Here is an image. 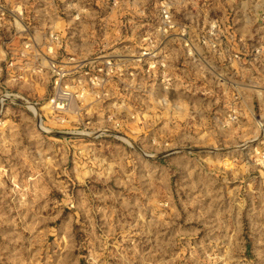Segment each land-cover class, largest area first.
<instances>
[{"label": "rangeland", "instance_id": "1", "mask_svg": "<svg viewBox=\"0 0 264 264\" xmlns=\"http://www.w3.org/2000/svg\"><path fill=\"white\" fill-rule=\"evenodd\" d=\"M1 1L0 262L39 237L48 264L72 240L86 264H264V0ZM50 32L76 61L155 68L58 111L24 45Z\"/></svg>", "mask_w": 264, "mask_h": 264}, {"label": "built area", "instance_id": "2", "mask_svg": "<svg viewBox=\"0 0 264 264\" xmlns=\"http://www.w3.org/2000/svg\"><path fill=\"white\" fill-rule=\"evenodd\" d=\"M12 1L13 0H3V3L6 5V7L8 5L10 7ZM0 3H2V1ZM4 8L5 7L0 4V20L6 16L4 13ZM78 21V16H74L72 22ZM161 23L164 31L172 27L170 16L166 10H163L162 12ZM69 31L73 32L74 30L70 27L68 32ZM48 34V40L46 39L44 43L45 52H47V55L44 54V52H37V50H39L36 48L38 45L37 41H34L33 43L30 38H27V40L24 42V45L26 51H34L33 57L36 59L37 65H35V68L33 69L37 72L47 70L51 73L50 87L52 88V95L49 99V103H51L54 109L61 112L72 108L73 104L78 101V92L84 89L85 85V89H102L106 84L112 81L114 75L118 76L119 80L121 78L132 80L135 76H137V73L135 74L133 72L132 67H125V65H128L130 62L133 65L137 64L139 66H141L142 63H145L147 70L155 68V64L152 62V60L155 58V54H153L148 49L143 48L136 50L135 53L130 56L131 59H122L118 60V62L116 61L118 58L115 59L112 56L102 59L91 58L86 61H76L73 57L67 56V54H57L56 49L54 50V46L56 42H59L60 35L54 32H50ZM11 65L12 64L10 63V66ZM135 71H137V68ZM82 92H84V90ZM101 92L103 91H99V93ZM79 98H81V96ZM113 105V111H117L119 107H121L118 104L115 105L113 103ZM111 115H113V113ZM108 117L111 120L112 117L110 115ZM91 124H93L91 120L87 121L85 124L82 121H78L76 122L77 126L75 127V131L81 134L90 133L87 130L89 129L87 125ZM115 127H118L116 123L113 128L115 129ZM98 131L106 132L108 131V127H104ZM119 136L122 137V134H116L114 135V138L118 139Z\"/></svg>", "mask_w": 264, "mask_h": 264}, {"label": "crops", "instance_id": "3", "mask_svg": "<svg viewBox=\"0 0 264 264\" xmlns=\"http://www.w3.org/2000/svg\"><path fill=\"white\" fill-rule=\"evenodd\" d=\"M124 1V2H123ZM122 3L124 7L128 6L129 8H153L158 7L160 0H150L146 3L145 0H123ZM164 1V0H162ZM161 1V2H162ZM149 2L151 4H149ZM175 0L173 1L174 4ZM179 1V5H180ZM177 3V6H179ZM174 7V5H173ZM74 227H71V233L73 234ZM74 236V239H78V236ZM78 242L75 240H72L69 242L68 247H64V252L62 253V257L60 259H57L53 264H86V260L84 259V256H80L78 253V250L76 249ZM35 248H32L33 246ZM30 246L23 247V255L21 257H13V256H7L5 258L4 264H48V261L45 258V255L48 254V247L45 245V242L39 239L37 237V240H34L33 244ZM37 245V246H36ZM32 248V250H31ZM10 250V249H9ZM11 251V250H10ZM26 254V255H25ZM25 255V256H24ZM61 255V254H60ZM13 257V258H12ZM25 257V259H24ZM2 264V262H0Z\"/></svg>", "mask_w": 264, "mask_h": 264}, {"label": "bare ground", "instance_id": "4", "mask_svg": "<svg viewBox=\"0 0 264 264\" xmlns=\"http://www.w3.org/2000/svg\"><path fill=\"white\" fill-rule=\"evenodd\" d=\"M30 106V105H29ZM30 108H32V107H30ZM32 117V116H31ZM5 125V124H4ZM3 126V125H2ZM36 130V129H35ZM7 131V130H6ZM176 131V130H175ZM40 132V131H39ZM5 134V133H4ZM124 138V137H123ZM47 152V151H46ZM117 153V152H116Z\"/></svg>", "mask_w": 264, "mask_h": 264}]
</instances>
